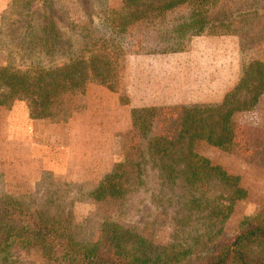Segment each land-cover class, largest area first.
Segmentation results:
<instances>
[{"label":"rangeland","instance_id":"obj_1","mask_svg":"<svg viewBox=\"0 0 264 264\" xmlns=\"http://www.w3.org/2000/svg\"><path fill=\"white\" fill-rule=\"evenodd\" d=\"M158 1L139 0L137 10L144 12ZM124 2L0 0L1 67L38 72L101 53L113 72L110 86L89 81L64 93L48 117L30 118L25 101L0 107V197L50 215L57 212L67 218L77 241L92 242L105 224L113 223L155 246L191 252L186 259L195 263L197 253L207 248L203 243H219L242 223L264 218V97L252 114L236 117L230 145L220 149L199 140L193 146L197 163L206 159L236 177L232 186L245 196L229 198L220 184L211 183L201 195L196 192L203 202L194 206L188 203L190 187L158 177L162 165L174 163L148 157L147 138L174 130L177 117L167 126L160 114L144 127L146 114L137 111L152 107L137 103L136 58L183 49L191 36L184 25L204 16L211 25H225L211 30L240 35L245 61L264 62V0H190L122 27L120 20L130 14ZM120 162L133 170L129 191L96 200L91 193ZM230 204L226 219H205V206ZM17 250L0 255V264H66L38 245Z\"/></svg>","mask_w":264,"mask_h":264},{"label":"trees","instance_id":"obj_2","mask_svg":"<svg viewBox=\"0 0 264 264\" xmlns=\"http://www.w3.org/2000/svg\"><path fill=\"white\" fill-rule=\"evenodd\" d=\"M138 1L125 0L124 8L130 14L120 20L119 26L133 24L146 13L173 10L190 0H160L144 12L137 10ZM192 19L184 25L191 30V36L224 32L210 29L225 26L222 22L211 25L204 16ZM110 65L107 55L95 53L87 59L38 72L0 66V107L25 101L30 118L48 117L67 91L82 88L89 81L110 86L113 79ZM263 94L264 62L253 59L242 65L238 83L219 105L152 107L137 111L146 114L148 120L145 119L144 127L160 114L165 115L164 123L167 126H172V117H177L174 130L164 129L147 138L150 159L174 163L160 167L159 179L173 186L180 182L190 187L191 200L188 203L194 206L203 202L202 198L195 196L196 192L201 195L200 190L211 183L220 184L227 194L230 193L229 198L244 197L242 189L232 186V182L237 181L236 177L210 165L206 159L197 163L199 157L193 146L199 140L220 149L230 145L235 137V115L252 111ZM126 167L121 162L115 165L91 196L96 200L122 197L129 191L132 181L133 170L126 171ZM136 177L139 179L138 174ZM231 205L205 206L207 211L204 217L211 221L224 215L220 218L224 220L231 212ZM67 225V218L59 216L57 212L50 215L31 210L18 199L0 197V255L10 253L13 248L23 251L34 244L43 251H54L66 264H264V218H253L242 223L233 236L219 243L211 246L203 243L202 246L207 248L197 253L195 263L186 259L191 252H174L173 247L155 246L113 223L105 224L98 238L88 243L77 241ZM213 239L210 238L209 242Z\"/></svg>","mask_w":264,"mask_h":264},{"label":"crops","instance_id":"obj_3","mask_svg":"<svg viewBox=\"0 0 264 264\" xmlns=\"http://www.w3.org/2000/svg\"><path fill=\"white\" fill-rule=\"evenodd\" d=\"M180 50L142 53L136 58L137 103L141 107L219 105L238 83L245 61L236 32L189 36ZM251 60V59H250ZM249 60V61H250ZM264 94L252 114L261 104Z\"/></svg>","mask_w":264,"mask_h":264}]
</instances>
